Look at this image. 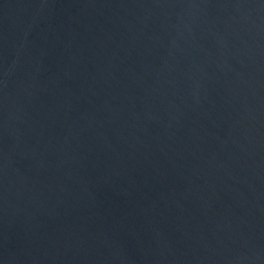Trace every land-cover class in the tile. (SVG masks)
I'll return each mask as SVG.
<instances>
[{"label": "water", "instance_id": "water-1", "mask_svg": "<svg viewBox=\"0 0 264 264\" xmlns=\"http://www.w3.org/2000/svg\"><path fill=\"white\" fill-rule=\"evenodd\" d=\"M0 264H264V0H0Z\"/></svg>", "mask_w": 264, "mask_h": 264}]
</instances>
